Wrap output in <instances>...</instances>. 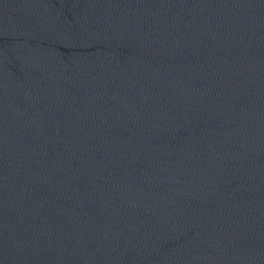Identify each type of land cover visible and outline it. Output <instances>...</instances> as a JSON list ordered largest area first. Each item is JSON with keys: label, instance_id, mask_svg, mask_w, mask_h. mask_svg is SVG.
Masks as SVG:
<instances>
[{"label": "water", "instance_id": "1", "mask_svg": "<svg viewBox=\"0 0 264 264\" xmlns=\"http://www.w3.org/2000/svg\"><path fill=\"white\" fill-rule=\"evenodd\" d=\"M0 264H264V0H0Z\"/></svg>", "mask_w": 264, "mask_h": 264}]
</instances>
